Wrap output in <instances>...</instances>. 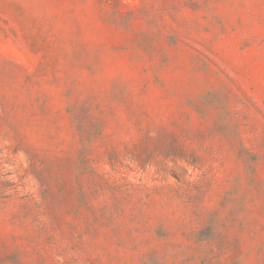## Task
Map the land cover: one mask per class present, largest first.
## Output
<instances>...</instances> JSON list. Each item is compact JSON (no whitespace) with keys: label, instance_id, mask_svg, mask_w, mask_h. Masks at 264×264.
<instances>
[{"label":"rangeland","instance_id":"obj_1","mask_svg":"<svg viewBox=\"0 0 264 264\" xmlns=\"http://www.w3.org/2000/svg\"><path fill=\"white\" fill-rule=\"evenodd\" d=\"M0 264H264V0H0Z\"/></svg>","mask_w":264,"mask_h":264}]
</instances>
